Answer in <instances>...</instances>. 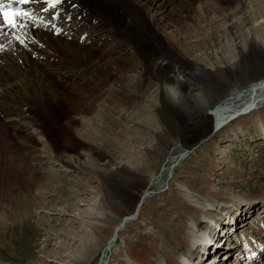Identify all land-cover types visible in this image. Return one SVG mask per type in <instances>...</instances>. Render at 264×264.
Segmentation results:
<instances>
[{
    "label": "rangeland",
    "instance_id": "1",
    "mask_svg": "<svg viewBox=\"0 0 264 264\" xmlns=\"http://www.w3.org/2000/svg\"><path fill=\"white\" fill-rule=\"evenodd\" d=\"M175 5L176 11L171 10L161 21L163 26L156 28L163 35L162 42L148 37V42L144 43L152 60L160 56L162 63L158 68L154 62L147 68V58L135 54L131 49L122 51L123 47H130V43L124 41L117 50L123 54L128 50L130 54L119 60L120 65L110 66L109 71L116 77L113 78L114 83L104 84L102 74L98 76L100 79L95 78L104 86V90L101 86L102 89H97L99 100L90 98L85 89L75 92L78 104L73 103L72 97L65 96L64 103L43 108L45 112H51L54 118V123L50 125L45 121L48 128L45 130L46 138L52 143L47 150L52 151L54 156L65 149L69 155L75 156L80 149H91L89 154L97 152L100 160L109 158V165L124 169V172L121 171L124 175L130 171L128 173L134 176L125 184L133 194V205L136 206L137 200L144 197L139 213L128 218L109 212L110 208L114 211L113 205L100 193L103 181L92 173L95 167L90 162L81 161L79 166L84 170L60 169L55 162L49 165L39 163L41 169L31 173L14 151V147H20L21 141L17 136L12 138L14 134L0 126V264H131L132 261L133 264H153L152 259L158 254L176 257L177 264H214L223 260L221 257L226 255L225 252L228 254V249L224 252L219 250L225 249L229 243L224 236L227 233L220 231L222 224L218 227L221 232L218 239L222 243L220 249L215 253L208 249L209 254L204 259V254H198L205 240L202 238L203 232H200L205 225L201 219L204 215L196 220L199 227L196 239L189 242L183 237L184 228L191 222L195 209L189 200L180 195L181 185L186 186L191 197L207 207L211 216L219 222L222 214L231 210L236 211L235 217L240 222L237 224L244 227L245 219L260 213V198L264 195L263 132L260 133L254 125L237 122L236 128L241 127L239 131L226 128L223 131L215 130L214 135L210 133L205 138H196L205 124L196 123L186 116L184 125L192 128L186 130L182 126L184 132L181 137L176 128L164 131L161 128L163 109L156 110L157 117L153 109L159 103L155 99L159 90V80L155 75L165 77L170 67L175 68L183 79L193 81L191 85L179 84L176 89L180 86L182 93L188 92L190 87L192 91L201 89L200 98L204 102L211 101V98L202 92L210 94L216 90L214 78H218L228 89L240 82L242 77L263 70L264 63L256 65L255 61H264V54L257 48L249 49V41L253 37L257 40L254 42L264 46V0H177ZM122 11L119 10L121 14ZM73 22L76 23L72 27L77 31V36H65L64 39L75 40L81 45H91L94 41L90 35L81 34V30L93 32L99 29L105 35L115 33L112 28L115 21L104 23L82 18ZM249 30L251 37H247ZM81 36H84L83 42ZM139 38L145 40L143 35ZM100 53L103 54L97 52L98 55ZM108 61L105 62L109 64ZM193 61L212 69L215 75L202 77L192 65ZM188 68L193 71L190 75L183 73ZM69 70L78 76L75 82H80L81 75L72 66ZM161 70L163 73L159 74ZM88 82L85 79L83 83ZM60 91L71 92L64 87ZM183 101L187 102L185 98ZM90 103L110 112L100 119L93 118V112H84ZM66 111H69L68 115L63 113ZM171 111L175 112L173 108L169 109V113L173 114ZM169 113L167 115L172 117ZM158 122L160 126L156 129ZM64 131L70 137L66 144L61 135ZM182 143L192 149L182 153L189 152L169 169L171 176L165 178L171 165L169 157ZM197 143L200 144L194 147ZM219 148H223V152L220 153ZM21 152L29 154L23 150ZM219 156L224 157L223 161L217 158ZM31 176L36 178L30 181ZM121 178L115 179L118 182ZM117 188L115 184L110 189L117 193ZM145 191L148 195L142 196ZM217 192L218 196L212 197ZM230 194L242 201L223 204L222 201ZM96 196H99V200L94 204ZM122 196L130 204V196ZM81 200L87 204L81 207L83 211L85 208V213L93 212L90 218L101 226H90L88 229L85 220L74 218L75 207ZM242 203H246V206ZM61 206L71 211L58 215L56 211ZM250 210H253L250 216L239 217L242 211H245L243 215ZM262 221L257 229L264 232ZM260 246L261 251L257 249L255 252L257 256L260 251L257 257L264 255V244ZM230 254L224 256L227 264H233ZM235 264L244 263L240 260Z\"/></svg>",
    "mask_w": 264,
    "mask_h": 264
},
{
    "label": "bare ground",
    "instance_id": "2",
    "mask_svg": "<svg viewBox=\"0 0 264 264\" xmlns=\"http://www.w3.org/2000/svg\"><path fill=\"white\" fill-rule=\"evenodd\" d=\"M238 1L242 2V0ZM176 2L177 0H160L158 2H156V0H62V3L54 8H49L47 12H45L49 16L55 10H60L58 19L61 18V20H58L59 22L63 21V17L68 11L74 16L75 22L82 18L99 20L104 23L115 21V24L112 26L113 30H115L114 34L105 35L104 33H100L99 29H95L93 32L81 30V34L90 35V37L94 39L91 45H81L75 40L67 41L64 39L65 36L72 37L77 36L78 34L77 31L73 30L72 26H75L76 23H74V20L72 19V22L71 20L69 22H64L66 29L68 30L66 35L58 34L55 36L49 28L37 27L36 29H33L31 26H24L23 28L17 27L15 30L10 29L9 31L3 30L4 34L0 35V46H2V48L6 47V49L5 51H0V61L3 62L0 64V126L9 133L14 134L12 138L17 136L18 141H21L20 147H14V151L22 162L27 164L31 173H36L37 169H41L40 166H38L39 163L49 165L55 162L60 169L84 170L79 166L81 161L90 162L95 167L92 173L95 174L99 180L103 181L100 186V193L105 198H108L113 205L114 211L110 208L109 212L114 216L125 215V217L128 218H133L135 214L139 213L144 197H140L137 200L138 202L136 206L133 205V194H131L125 184L126 180L134 176V174L128 173L130 171H127L124 175V169L120 170L119 167L109 165L107 161L109 158L105 161L98 159L100 157L97 155V152H94V155L91 153L89 154L88 151L91 149L87 151L80 149L75 156L69 155V152L65 151V149L57 150L58 152H56L54 156L52 155V151L47 150L48 147H52V143L46 138L45 130L48 128L45 127V121L50 125L54 123V118L52 117L51 112H45V109L43 108H47L50 104L57 105L64 103L65 96L67 98L72 97L74 100L73 103L78 104L75 100L77 98L75 92L79 93L78 90L86 89L88 95L91 96L90 98L99 100L97 89L99 90L103 88L104 90V86H101L100 81H95V78H99L98 76L102 74L104 84L110 85L111 82L112 84L114 83L113 78L116 77H113L114 75L109 71L110 66L120 65L119 60L127 58L125 55L130 54L128 53V50L126 54H123L121 50L125 51L126 49H131L135 54L138 53L140 54L139 56L147 58L145 60V62H148L146 65L147 68L152 62H154L155 67L158 68L162 63L159 59L160 56L152 60L151 55L147 54V49L144 48V43H146L148 37L155 38V40L159 39V41L162 42L163 35L156 28L163 26L161 21L171 13V10L174 9V11H176ZM45 4V0H32L29 12L33 13L38 12L39 10L42 12V8ZM120 9H123V14L119 12ZM78 16H81V18L78 19ZM249 33L250 30L247 32V37H251ZM140 35H143L145 40L139 38ZM17 37H19V40ZM20 40H23V43H20ZM124 41L130 43V47H123L121 50H117L123 45ZM254 41L257 40L251 37L249 41V49L257 48L264 54V46ZM97 52H102L103 54L100 53V55H98ZM106 60H109V64L105 62ZM261 62L264 63V61H255L256 65H261ZM189 65L191 64H188L187 66ZM192 65L196 71H200L198 73L201 74L202 77L203 75H207L208 77H213V75H215L212 69L202 67L197 62L192 63ZM71 66L79 75H81L80 82H75V79H78V76L69 70ZM124 69L127 70V68ZM133 69L135 70L136 67L134 66ZM168 70L169 71L165 72V77H163V75L162 77L155 75L156 79L159 80V90L156 89L158 95H156L155 99L158 100L159 103L155 104L157 106H155L154 109L152 108L155 112L158 108L159 110L163 109V112L160 113L163 121L161 128H163L164 131L165 129L172 130L176 128L178 134L181 133L180 136L182 137L184 132L182 126H185L186 130L192 128L191 126L184 125L186 121L183 119L186 116H189V120L205 124L204 129L197 134L196 138H205L207 135H210V133L214 135L215 133L213 132L215 130L223 131L226 128L231 131H239L241 130V127L236 128L237 122L254 125L258 128L260 133L263 132L264 134V69L260 70L258 73L242 77L239 80L240 82L235 83L228 89H226V86L221 83L218 78H214L213 81L215 82L214 87H216V90H212L210 94L208 92V94L202 92V94L204 93L207 97L211 98V101L208 102H204V100L200 98L201 89L198 91H192L190 87L188 92L182 93L179 86L180 89L178 88L177 90L176 88L179 84H183L184 86L191 85L193 84V81L183 79V76L179 75L175 68L170 67ZM190 72L193 73V71H190L188 68V70L183 73L190 75ZM158 73L162 74L163 70H161V73L158 71ZM136 74L138 75V73ZM187 75L185 77H187ZM110 78H112V81ZM85 79H88L89 82L83 83ZM170 82L173 85H170ZM100 86L102 88H100ZM63 87L69 88L71 92L67 93L66 91H60ZM68 94L72 95L68 96ZM183 98L186 99L187 104L183 101ZM68 100L70 101V99ZM177 104H179V106ZM170 108L175 110V112L171 111L172 113L174 112L173 114L169 113ZM108 111L109 110H105L99 105L95 106L93 103H90V105L84 110L87 114L93 112L94 116H92L96 119L102 118L104 115L108 114ZM71 112L73 111L71 110ZM63 113L68 115L69 111ZM168 113L171 114L172 117L168 116ZM154 115L157 117V112L154 113ZM224 120L225 122H223ZM7 126L10 130L7 129ZM159 126L160 123L158 122L156 124V129H158ZM62 133V139L66 144V142L70 140V137H68L65 131ZM169 133L171 134V132ZM190 147L191 146L188 147V144H183L173 151L169 157L171 165L168 167V172L165 178L171 176L172 171L169 169H172L175 163H179V161L189 154V152L185 153L186 155L182 153L192 149V147ZM21 150L25 153L29 152V154L24 155ZM219 152H223V148H219ZM217 158L223 161L224 157L219 156ZM223 163L226 162L224 161ZM116 177H118V179L122 178L117 182L115 179ZM35 178L36 176H31L30 181ZM167 180L168 179L165 181V185H167ZM114 183L118 185L117 193L110 189L112 185L115 187ZM154 192L155 191H152V193ZM179 192L183 198L187 201L189 200L190 205L195 209L193 213L194 215L191 217V222L187 223L184 228L183 237L189 242L196 239L195 237L198 233L197 229H199L196 225V220L204 215L201 218L202 224L205 222V225L203 224L204 227L201 228L200 231L203 232L202 238L205 239L208 233L210 239L217 236L214 243L216 240H218L217 243H220L218 234L221 232H219L218 227L221 225V222L214 219V216H211V212H208L207 207L202 205L197 199L192 198L193 196L191 197L189 189L186 186H179ZM144 193L142 196L148 195V192L145 191ZM123 194L130 196V204L124 201ZM218 194L219 192L213 193L212 197H217ZM215 199L216 198H214V200ZM98 200L99 196H96L93 203L97 204ZM231 201L242 200L239 199V197L230 194V196L222 202L225 204L228 202L231 203ZM260 201V213L253 216L252 219H245L244 227L241 224L235 226V228L238 227V232L242 233V235L249 234V237H247L249 245L244 248V244L236 243L239 242V238L238 236H235L236 250L234 252L231 251V249L227 250L228 253L233 252L234 254H237L235 261H232L233 264L240 262V260L244 264H247L244 261L246 257H255L251 264H264V255L262 254L263 257H257L255 254L257 248L260 247V244H264V232L257 229L259 228V225L263 223L262 220H264V195H261ZM83 205H87L84 200L78 202V206L75 207L76 214H73L74 218H76V220H85L84 224L88 225V229L93 226H101V224L94 221L95 219L93 220L90 218L93 212L87 211L85 213V208L83 211V208H81ZM242 205L246 206V203H242ZM249 205L251 204H248L247 206ZM241 208L249 210V208L246 207ZM67 211L71 210H67L65 207L61 206L57 209L56 213L58 215H64ZM244 212L245 211H242V213ZM233 213L236 214V211ZM242 213L239 217H241ZM209 221H214V224L210 227L208 226ZM220 231H225L227 233V227H222ZM224 236L228 239V247L233 248L228 233ZM200 246V251H203L201 254H204L206 251L205 246H207V244L203 243V245ZM252 250L253 252H251ZM220 251L221 250H219V252ZM198 254L200 255V252H198ZM225 254L227 255V253ZM226 255L221 257L223 260L214 264H227V261L224 260V256ZM152 260H154L153 264L178 263L176 257H171L166 254H158ZM179 262H181V258L179 259ZM127 264L130 263L127 262ZM131 264H133V261ZM136 264L149 263L142 262Z\"/></svg>",
    "mask_w": 264,
    "mask_h": 264
},
{
    "label": "snow or ice",
    "instance_id": "3",
    "mask_svg": "<svg viewBox=\"0 0 264 264\" xmlns=\"http://www.w3.org/2000/svg\"><path fill=\"white\" fill-rule=\"evenodd\" d=\"M50 8L56 7L58 4L62 3V0H47ZM30 0H0V19L3 21V25H0V35H3V29L5 27L15 30L17 27L23 28V22L20 18L28 17L29 13L22 11L13 7L14 4L26 5L29 4ZM19 40V37H17ZM23 43V40L19 41ZM3 48L0 46V51ZM255 255V254H253Z\"/></svg>",
    "mask_w": 264,
    "mask_h": 264
},
{
    "label": "water",
    "instance_id": "4",
    "mask_svg": "<svg viewBox=\"0 0 264 264\" xmlns=\"http://www.w3.org/2000/svg\"><path fill=\"white\" fill-rule=\"evenodd\" d=\"M214 124H215V123H214ZM215 125H216V124H215ZM217 126H218V125H217ZM198 142H199V141H198ZM199 144H200V143H197L194 147L198 146ZM185 155H186V154H185ZM185 155H184V156H185ZM184 156H183V157H184Z\"/></svg>",
    "mask_w": 264,
    "mask_h": 264
}]
</instances>
